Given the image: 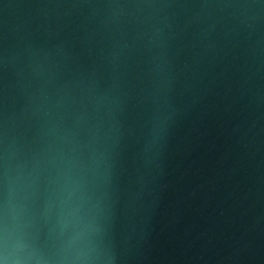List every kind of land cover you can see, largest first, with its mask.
Segmentation results:
<instances>
[{"label":"water","instance_id":"95a60500","mask_svg":"<svg viewBox=\"0 0 264 264\" xmlns=\"http://www.w3.org/2000/svg\"><path fill=\"white\" fill-rule=\"evenodd\" d=\"M0 264H264V0H0Z\"/></svg>","mask_w":264,"mask_h":264}]
</instances>
